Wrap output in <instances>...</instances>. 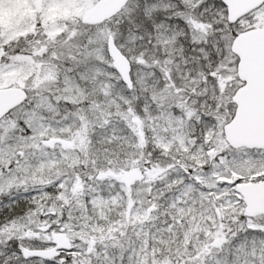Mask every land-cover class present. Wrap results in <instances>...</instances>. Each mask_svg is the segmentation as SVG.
<instances>
[{
  "label": "snow or ice",
  "instance_id": "1",
  "mask_svg": "<svg viewBox=\"0 0 264 264\" xmlns=\"http://www.w3.org/2000/svg\"><path fill=\"white\" fill-rule=\"evenodd\" d=\"M0 264H264V0H0Z\"/></svg>",
  "mask_w": 264,
  "mask_h": 264
}]
</instances>
